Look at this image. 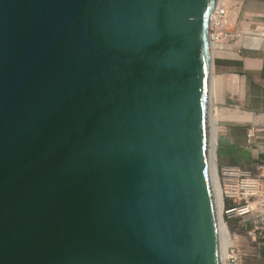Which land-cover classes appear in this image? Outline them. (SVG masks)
Segmentation results:
<instances>
[{
    "label": "water",
    "instance_id": "water-1",
    "mask_svg": "<svg viewBox=\"0 0 264 264\" xmlns=\"http://www.w3.org/2000/svg\"><path fill=\"white\" fill-rule=\"evenodd\" d=\"M216 1L0 0V264H225Z\"/></svg>",
    "mask_w": 264,
    "mask_h": 264
},
{
    "label": "crops",
    "instance_id": "crops-1",
    "mask_svg": "<svg viewBox=\"0 0 264 264\" xmlns=\"http://www.w3.org/2000/svg\"><path fill=\"white\" fill-rule=\"evenodd\" d=\"M229 2L231 28L242 29L249 37L253 33L247 29L264 25V0ZM257 36L256 47H244L240 40L212 45L210 97L215 155L222 166L245 160L264 166V36ZM252 124L257 127L256 141L247 142Z\"/></svg>",
    "mask_w": 264,
    "mask_h": 264
},
{
    "label": "rangeland",
    "instance_id": "rangeland-1",
    "mask_svg": "<svg viewBox=\"0 0 264 264\" xmlns=\"http://www.w3.org/2000/svg\"><path fill=\"white\" fill-rule=\"evenodd\" d=\"M238 30L236 28H231ZM247 31L255 34L258 33L256 28L247 29ZM241 35L243 36L244 31L239 29ZM247 34V33H245ZM244 34V36H245ZM239 36L240 41L242 42L243 37ZM245 41L242 42V45L245 46ZM242 115V114H241ZM255 129L257 127L255 125ZM251 126H248L250 128ZM245 128V127H244ZM255 130V131H256ZM256 136V133H255ZM256 141V139H253ZM216 154V152H214ZM216 162V173L219 174V169L222 165L219 164L217 155L214 158ZM227 166H233L232 164H226ZM258 163L252 160L239 161L237 166L241 169L243 173H249V178L254 180H259L262 184L261 188H264V169L259 168ZM245 178V177H243ZM241 192V190H239ZM260 194H254L249 200L251 211L248 214L238 213L232 218H228L223 214L225 224L230 234V246L228 247V255H234V260H226L229 264H264V200L259 203ZM236 205L237 210L242 207L243 203L235 204L231 201L223 199V211L229 207ZM261 204V207L260 205ZM232 242V243H231Z\"/></svg>",
    "mask_w": 264,
    "mask_h": 264
},
{
    "label": "built area",
    "instance_id": "built-area-1",
    "mask_svg": "<svg viewBox=\"0 0 264 264\" xmlns=\"http://www.w3.org/2000/svg\"><path fill=\"white\" fill-rule=\"evenodd\" d=\"M229 0H217L213 11L209 17V39L211 45L224 46L234 44L240 40L241 32L231 29V18L229 17ZM256 31L264 36V25L256 26ZM264 86V82H263ZM255 127H250L246 134L247 142H252L255 139ZM260 169L264 166L259 165ZM218 184L222 193L223 199L231 201L235 204L243 203L242 207L236 208V205L229 207L223 211L226 217L232 218L239 212L248 214L251 211L249 200L254 194H260L259 203L264 200V188L259 180L249 178V173L241 172L237 166H221L219 174L216 173ZM245 177V178H243ZM264 185V184H263ZM241 190V192H239ZM261 207V204H259ZM264 208V206H263ZM228 260H234V255H228ZM231 264V263H230Z\"/></svg>",
    "mask_w": 264,
    "mask_h": 264
},
{
    "label": "bare ground",
    "instance_id": "bare-ground-1",
    "mask_svg": "<svg viewBox=\"0 0 264 264\" xmlns=\"http://www.w3.org/2000/svg\"><path fill=\"white\" fill-rule=\"evenodd\" d=\"M209 31L210 30L208 28V33H210ZM244 34L245 33H243V36L242 35L241 36L243 37L242 42H244V38H245V41L247 40V42H245L246 46H248V47H256V46H258V44H259V42H258L259 38L257 36V35H259L258 33L250 35L252 37L244 36ZM209 42H210V39H209ZM211 46H210V54H211V49H212ZM214 152H215V132H214V142H213V149H212V155H211V177H212L214 190H215V193H216V196H217V200H218V203H219L220 208H221L222 213H223V196H222V193L220 191L219 184H218V178H217V175H216V162L214 161V158L216 157V155H215ZM229 246H230V234H229V231H228L227 226L225 224V264H229L226 261L229 258V256H228V247Z\"/></svg>",
    "mask_w": 264,
    "mask_h": 264
},
{
    "label": "clouds",
    "instance_id": "clouds-1",
    "mask_svg": "<svg viewBox=\"0 0 264 264\" xmlns=\"http://www.w3.org/2000/svg\"><path fill=\"white\" fill-rule=\"evenodd\" d=\"M210 46H211V44H210ZM212 47V46H211Z\"/></svg>",
    "mask_w": 264,
    "mask_h": 264
}]
</instances>
